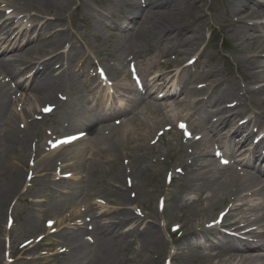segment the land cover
Instances as JSON below:
<instances>
[{
	"label": "bare ground",
	"instance_id": "6f19581e",
	"mask_svg": "<svg viewBox=\"0 0 264 264\" xmlns=\"http://www.w3.org/2000/svg\"><path fill=\"white\" fill-rule=\"evenodd\" d=\"M200 2L203 3L200 5ZM205 5H209V10L218 7L225 19L228 31L225 40L238 63L237 70H242L241 77L227 73L229 65L223 54L220 58L226 64L225 71L218 68L216 62L206 60L210 54L208 45L200 48L203 34L195 27L199 21L207 25L209 13L204 11ZM191 7L196 8V17L191 16ZM7 9L9 14L4 13ZM106 14L116 19L106 21ZM0 20L3 32H0V52L7 51L17 36L30 40L35 31L42 30L30 46L12 49L0 62V157L5 159L0 166L6 167L8 173L0 180V264H6L1 240L11 231L1 223L6 199L20 184L19 169L29 167L31 151L27 153L25 149L43 150L41 108L49 102L57 106L58 121L64 129L79 127L61 136H71L70 142L61 145L54 142L48 149L44 145V151L48 152L31 166L37 179L44 176V188L53 191V196L44 200L51 209L44 210L43 221L47 225L43 223V230L48 233L56 229L49 236H55L59 248H64L62 252L56 250L52 258L64 264H120L121 261L152 264L166 257L171 260L170 264H264V213L260 212L264 207V179L263 176L258 178L264 169V136L258 142L253 141L256 137L253 127L264 131V122L260 116L251 115L240 123L238 114L241 113L240 97L247 96L260 108V115H264V0H221V5L208 0H0ZM76 27L83 30L78 33ZM106 28L112 32H106ZM92 42L112 52L110 60H104L111 77L123 68L130 55L142 64L141 67L139 64V74L146 87L153 78L165 79L170 66L177 68L170 80L175 77L176 84L185 82L181 75L190 78L196 73L185 94L176 98L181 105L191 102L193 108L188 111L183 108V112L176 114L164 113L159 120H154L144 105L138 111L141 115L135 119L113 120L115 124L108 122L97 127L103 115L113 113L116 106L110 100L109 107H104L102 99H110L105 94L96 100L92 107L96 111L92 115L87 113V107L76 114L72 103L80 98L77 92L93 81L89 71L82 70L79 77L71 78L61 72L54 74V67L58 64V69H62L59 71L66 73L75 69L89 52L98 53L99 49ZM142 54H149V58L143 61ZM193 57L202 61L199 69L191 66L178 69ZM32 71L35 74L31 75ZM108 75L103 81L107 91L114 89L112 100L124 98L122 92L134 88L121 82L107 86V81L111 80ZM201 77L205 83L197 85ZM12 82L29 92L16 95ZM101 83L96 92L99 95ZM44 85H48L50 91ZM209 85H212L209 96L201 98ZM227 99L229 104L224 102ZM10 104L14 107L9 111L10 117L5 118L4 112H8ZM212 106L216 108L211 110ZM186 118L189 121L194 118L185 129L194 135L170 143L167 150H153L157 146L152 145L151 140L160 138L156 134L158 127L174 122L177 125ZM17 122L24 123V129H20ZM133 130L136 131L129 134ZM135 134L137 138L132 141L135 144L119 151L120 141L126 135ZM84 139L88 146L82 143L61 153L70 144ZM126 148L133 158L127 172L119 165L117 157L118 152ZM217 150L223 157L239 153L237 162L225 167L218 165L209 157ZM86 151L88 154L95 151L93 156L98 158L92 157L94 160L86 163ZM150 151L152 155L148 158ZM168 155L175 157V164L168 170L179 180L181 191L165 196L168 202L162 211L147 210L146 214L138 216L131 205L139 201L146 184L141 173H159L161 162ZM153 165L157 166L155 170ZM238 165L244 169L237 170ZM56 167L58 179L54 178L56 173L49 172ZM176 170H179L177 175ZM66 172H71L67 179L64 178ZM77 192L82 196L68 206V198ZM91 193L95 197L100 194L104 203L96 198L91 201ZM217 211L224 213L222 224L250 227L248 233L255 240L246 242L242 251H229V244L217 231L224 228L216 224ZM87 213L92 218L85 221ZM211 221L215 223L208 227ZM91 226L94 244L81 235ZM161 227L171 237V242L160 233ZM205 227L208 229L204 233L197 234ZM39 229L41 231L42 226ZM190 233L197 235L184 238ZM254 247H260L262 252H248ZM46 263H50L48 258L44 259Z\"/></svg>",
	"mask_w": 264,
	"mask_h": 264
},
{
	"label": "rangeland",
	"instance_id": "374dc122",
	"mask_svg": "<svg viewBox=\"0 0 264 264\" xmlns=\"http://www.w3.org/2000/svg\"><path fill=\"white\" fill-rule=\"evenodd\" d=\"M80 1L84 2L87 0H80ZM208 1H210L211 3H214V5L216 3L221 5V0H208ZM190 3L191 2H189V4ZM202 3L203 2H200V5ZM208 7L209 5H205V9H204V11L209 13V20L207 22V25H204L202 21H199V22H196V26H195L197 28H200V30L203 33V36H204L203 43H208L207 49L210 54L206 60L208 62H216L218 68L224 71H225L226 64H228L229 68L227 72L233 71V74L236 77L241 76L242 70L240 69V70H237V72L235 71V69H237L238 63L233 58V52L226 45L228 43H226L225 37L228 31H227V27L224 25L225 19L220 15V10L218 9V7L214 9L211 8L210 10ZM190 10H191L192 17H196L198 15L195 7H191ZM82 30L83 29L81 27H78V28L76 27V31L78 33L81 32ZM106 32L110 33L112 31L108 30ZM92 43L96 44V47L99 49L98 53L92 52V56L94 57L95 60L99 59L103 61V59L108 60L112 57V54L109 53L110 49H107V50L104 49L97 42L96 43L92 42ZM222 54L225 55L226 59L228 60V61L225 60L226 64H224L223 60L220 58ZM125 63H124V68L126 67ZM120 74H118V76H120ZM243 99L246 100L247 98L245 99L244 97ZM73 106L75 109H78V107L80 108V106H78L77 101L74 103ZM13 107L14 106L10 108L8 107V112L6 111L4 112L6 113L5 118L7 116L10 117L8 114H9L10 109ZM160 114L161 113L158 111V114L156 117L159 118L161 116ZM17 123L19 126V122ZM21 125H23V123H21ZM167 126H170V125H167ZM43 128L47 130L44 134L45 135L44 137L47 139V142H53L57 137L62 136L63 134L71 133L73 131L70 129H67V130L62 129L60 124L57 123L56 118L54 117L53 119V113L44 117ZM163 129L164 127L163 128L160 127L158 128L157 132L163 131ZM173 129H175V126H173ZM142 132L143 131H141L140 133ZM140 133H138L137 135L139 136ZM137 135L135 134L126 139H122V141H120L122 142V144L119 147V151L126 145L132 146L133 144H135L132 141L134 139L136 140ZM162 135H165L166 139L161 141L158 145H155L157 147L154 148L153 150H157V151L167 150L166 147H168L170 143L176 142V138L174 137L173 131L167 132L165 134L163 133ZM76 145L79 146L78 143L70 145L66 147L64 151L62 150L63 152L61 153L65 154L66 152L73 150L76 147ZM127 149L128 148L124 149L121 152H118L117 154L119 165L122 166L126 172L129 171L131 164L133 162L132 155L128 153ZM25 151L27 153H30V151L31 152L34 151V148L27 147ZM94 152H91L90 154L86 155V160H85L86 163L93 161L94 158L92 157L98 158V156H93ZM11 153L15 154L13 151ZM45 153L46 151L44 152V149H43V152H40L39 154H37L38 156L35 158H34V154H31L29 156L30 160L34 163L35 161H38V158L42 157ZM151 155H152V152L150 151L148 158H150ZM209 157L212 158V156H209ZM174 161H175V157L168 155L165 158V161L161 162L162 165H160L161 169L159 173H157L156 171L155 173L151 171H147V172L143 171L141 173L143 182H145L146 184H145L144 189L143 188L141 189L142 191H141L140 199L138 202H136L132 206L133 208H136V209L140 208L139 207L140 205L143 208H147L148 210H151V209L158 210L159 209L158 208V198H162L164 200L166 195L173 196L175 193H178L179 191H181L179 190L180 189L179 183H177V181L173 180L170 185L166 183L165 181V176L167 173L165 171L170 166V164L173 163ZM215 162H216V158H215ZM0 163H5V159L2 158L0 160ZM153 166L154 168L152 169L155 170L157 166L156 167L155 165ZM19 171L21 173V177L19 180L20 184L17 185L18 186L17 189L10 191L11 195L9 194L7 196V199H6L7 204L5 206L4 213L2 215V221H1L2 226H6L7 217H12L13 222H14L10 228L11 231L7 235L6 239L3 241L1 240V245L3 244L2 245L3 255H5V259L3 262H6V264H44V259L48 258L50 260V263H46V264H63V262L56 261L57 258L51 257V255L55 253V251L58 250L60 246L56 242L57 238L55 236L44 237L45 231L43 229L39 231L40 230L39 226H42L44 210L49 211L51 209V206L44 200H46L49 196H53L52 188H49L46 186L44 188V176L42 177L40 176L37 180L31 178V176L33 175V171L30 169V167L28 168L26 167L24 170L19 169ZM51 173L53 175V172H50V174ZM42 174H44V172H42L41 175ZM6 176H8L6 167L2 168L0 166V180L6 178ZM49 179L51 180L53 178L50 177ZM130 179H132V177H130ZM79 196L80 194L78 193L77 196L75 197L77 198ZM99 196L102 198L100 194ZM72 199L73 198H71V200L68 201L69 204L71 203ZM166 202H168V200H166ZM160 233H162V235L163 234L165 235L163 228L161 229ZM199 233L200 232H198L197 234ZM37 237H43V238L37 241L36 239ZM190 237H191V233L188 234V236H184V238L186 239H190ZM28 239L34 240V241L36 240L37 241L36 246L32 247L31 249H29L31 247V244H28L25 247H21V243ZM133 239L134 237H130V240H133ZM19 247L22 249H20ZM166 258L155 261L152 264H167ZM120 264H128V263L121 261Z\"/></svg>",
	"mask_w": 264,
	"mask_h": 264
},
{
	"label": "snow or ice",
	"instance_id": "6c2138e0",
	"mask_svg": "<svg viewBox=\"0 0 264 264\" xmlns=\"http://www.w3.org/2000/svg\"><path fill=\"white\" fill-rule=\"evenodd\" d=\"M183 127V125H181ZM224 163H227V161H224Z\"/></svg>",
	"mask_w": 264,
	"mask_h": 264
}]
</instances>
